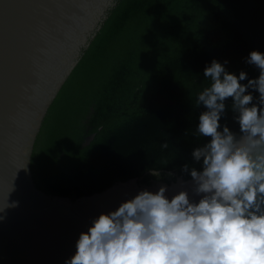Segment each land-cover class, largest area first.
<instances>
[{
	"label": "trees",
	"instance_id": "16d2710c",
	"mask_svg": "<svg viewBox=\"0 0 264 264\" xmlns=\"http://www.w3.org/2000/svg\"><path fill=\"white\" fill-rule=\"evenodd\" d=\"M252 51L264 53V0H121L43 122L32 161L38 189L76 200L202 171L192 153L210 141L197 131L204 69L216 60L246 72L247 84L259 76L247 63ZM248 91L256 103L259 93ZM232 104L220 130L239 135Z\"/></svg>",
	"mask_w": 264,
	"mask_h": 264
},
{
	"label": "water",
	"instance_id": "95a60500",
	"mask_svg": "<svg viewBox=\"0 0 264 264\" xmlns=\"http://www.w3.org/2000/svg\"><path fill=\"white\" fill-rule=\"evenodd\" d=\"M120 1L0 0V210L7 199L18 202L0 212V264H65L95 218L143 190L201 198L191 177L133 179L76 200L35 183L33 154L48 111Z\"/></svg>",
	"mask_w": 264,
	"mask_h": 264
},
{
	"label": "clouds",
	"instance_id": "9594fccd",
	"mask_svg": "<svg viewBox=\"0 0 264 264\" xmlns=\"http://www.w3.org/2000/svg\"><path fill=\"white\" fill-rule=\"evenodd\" d=\"M247 63L259 69L247 84L246 72L237 76L216 60L204 69L210 85L196 98L207 109L197 131L210 141L192 153L202 171L190 172L199 202L187 191L169 199L163 186L140 191L95 218L65 264H264V53L250 52ZM249 89L259 93L256 103ZM227 98L239 135L220 130ZM17 204L7 199L0 212Z\"/></svg>",
	"mask_w": 264,
	"mask_h": 264
}]
</instances>
